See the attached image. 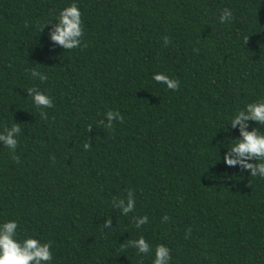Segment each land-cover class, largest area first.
I'll return each mask as SVG.
<instances>
[{
    "label": "trees",
    "instance_id": "obj_1",
    "mask_svg": "<svg viewBox=\"0 0 264 264\" xmlns=\"http://www.w3.org/2000/svg\"><path fill=\"white\" fill-rule=\"evenodd\" d=\"M72 2L0 0V131L21 128L14 152L0 145V222L50 241L51 264H152L127 246L141 236L170 264H264V179L222 162L238 136L223 125L264 99V0H75L81 46L63 50L45 24ZM29 88L51 97L46 116Z\"/></svg>",
    "mask_w": 264,
    "mask_h": 264
},
{
    "label": "clouds",
    "instance_id": "obj_2",
    "mask_svg": "<svg viewBox=\"0 0 264 264\" xmlns=\"http://www.w3.org/2000/svg\"><path fill=\"white\" fill-rule=\"evenodd\" d=\"M81 11L75 0L66 7L59 10L55 17V23H46L51 25L47 39L52 45L58 46L63 50H72L81 46L83 36V24L81 20ZM233 13L229 8H224L217 21L220 24L228 23L232 20ZM44 25V26H45ZM42 29V28H41ZM164 44L168 43V38H163ZM33 78L41 82L47 80V75L31 71ZM153 80L162 83L169 90H176L179 81L169 78L163 73H154ZM27 95L31 97L32 104L41 109L40 115L46 116L43 111L45 108H52L53 101L48 95L34 88L27 89ZM105 121H101L106 128L111 129L112 122L121 121L122 116L118 111L108 110L104 113ZM255 122V125H264V99L244 104L243 108L235 111L227 121L229 129H235L238 133L236 138L227 139L233 141L223 154V164L227 167H235L242 171H247L248 175L264 179V132L257 127L249 130V122ZM21 134L19 123L13 122L9 127L0 131V145L5 146L10 152H14L17 146V137ZM89 145L84 144L87 150ZM220 159V157H219ZM218 159V161H219ZM135 199L133 193L129 191L123 198H114L112 208L118 209L121 215H127L133 212ZM134 225L137 229L148 222L147 216L134 217ZM164 216L162 222L167 221ZM104 227H110L109 218L105 219ZM19 225L16 220L0 222V264H51L53 259L52 245L50 241H43L34 236H25L23 239L18 234ZM136 250L138 257L142 260L143 255L150 251L154 258L152 264H170V250L166 245L158 244L154 249H150L148 242L143 236L136 240H129L128 245Z\"/></svg>",
    "mask_w": 264,
    "mask_h": 264
}]
</instances>
